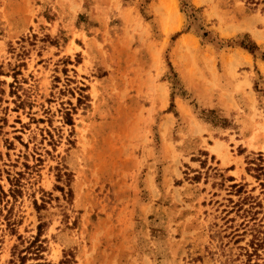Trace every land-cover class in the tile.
<instances>
[{
  "label": "rangeland",
  "instance_id": "obj_1",
  "mask_svg": "<svg viewBox=\"0 0 264 264\" xmlns=\"http://www.w3.org/2000/svg\"><path fill=\"white\" fill-rule=\"evenodd\" d=\"M258 42L264 0H0V264H247Z\"/></svg>",
  "mask_w": 264,
  "mask_h": 264
},
{
  "label": "trees",
  "instance_id": "obj_2",
  "mask_svg": "<svg viewBox=\"0 0 264 264\" xmlns=\"http://www.w3.org/2000/svg\"><path fill=\"white\" fill-rule=\"evenodd\" d=\"M242 47L251 53H255V46L248 47L242 44ZM255 170L258 173L256 178L260 181L261 194L254 196L244 186L233 185L232 188L236 189L235 193L239 194L240 200L236 203L231 201L233 208L228 214L235 212L241 222L237 226L234 225L236 218H231L228 221L232 224L230 228L233 229V235L237 238L236 241H247L246 247L241 248L247 258V264H264V162L257 165ZM12 192L15 193L16 191L13 190ZM1 193L5 195L2 190ZM39 239L40 233L30 246H35ZM37 256L41 255L37 254ZM22 259H27V256Z\"/></svg>",
  "mask_w": 264,
  "mask_h": 264
},
{
  "label": "crops",
  "instance_id": "obj_3",
  "mask_svg": "<svg viewBox=\"0 0 264 264\" xmlns=\"http://www.w3.org/2000/svg\"><path fill=\"white\" fill-rule=\"evenodd\" d=\"M260 43L262 44V43H264V42H260ZM260 43L258 42V44H260ZM237 51H238V52L235 53L234 55L237 56L239 53H244V55L250 57L249 54H246V52H243V50H237ZM250 59H251V64H249V65L254 66V63H255V62H254V59H253V58H250ZM259 65H260V64H259ZM260 67L263 68V67H264V63H262V64L260 65Z\"/></svg>",
  "mask_w": 264,
  "mask_h": 264
}]
</instances>
